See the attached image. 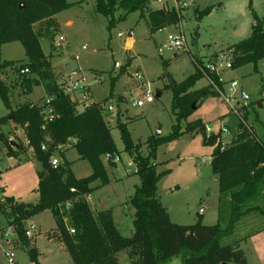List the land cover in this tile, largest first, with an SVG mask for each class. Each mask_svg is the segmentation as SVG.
Segmentation results:
<instances>
[{
	"label": "rangeland",
	"instance_id": "1",
	"mask_svg": "<svg viewBox=\"0 0 264 264\" xmlns=\"http://www.w3.org/2000/svg\"><path fill=\"white\" fill-rule=\"evenodd\" d=\"M77 1L68 0L69 3ZM174 7L183 16L180 26L152 34L148 27V13ZM209 7L212 8L210 14L199 19V12ZM95 8V1H88L56 15L57 29L50 31V35L44 31L45 25L37 29L44 31L40 42L44 53L52 56V70L58 85L69 76H75L90 87V102L103 101L112 96L107 103L115 108L116 114L113 118L106 116V121L111 127L119 161L110 164L104 160L111 185L103 188L99 180L94 182L92 186L96 190L87 200L96 213L110 208L121 235L131 238L134 234L135 210L130 201L140 180L136 175V166L128 165L132 158L124 150L118 120L127 124L134 143H143L141 152L147 156L149 149L146 141L150 137L170 135L177 124L172 107L173 92L166 89L170 78L164 76L165 71L171 79L180 83L195 72L194 61L201 60L205 65L208 61L216 62L222 54H229L230 47L251 35L254 14L264 23V0H151L147 10L143 8V17L141 11L130 13L111 30L108 29L110 18L97 13ZM124 14L125 10L119 4L115 18L119 19ZM181 34L187 38L191 53L165 48L168 36L180 37ZM60 36L65 38V42L62 47L56 48L53 43ZM128 38L133 40L130 48L126 47ZM2 61L26 62L22 44L13 42L4 45ZM128 62L131 63L129 66ZM164 62H168L167 68ZM123 66H127V71L120 74ZM257 67L255 71L253 64H247L221 73L220 78L222 76L224 83L219 89L202 77L193 91L209 88L214 95L203 99L191 115L181 121L182 136L157 148L152 161L157 164L158 173L166 172L160 176L157 194L168 209L172 222L193 225L198 222L200 213L205 214V223L214 225L218 222L220 193L217 177L211 167L213 147L204 144L202 132L185 131L188 126L197 123L213 129L215 134L225 128L228 133L222 134V140L229 146L237 139L240 122L231 107L239 108L247 101L249 106L245 110V122L252 126L255 135L263 138L264 103L261 108L254 104L264 98V60ZM138 74L143 76V82L150 84L149 89L155 97L154 103L142 108L133 105L143 97V89L136 80ZM2 76L9 87V82L16 81L14 73H3ZM232 82L237 83L233 92L230 91ZM160 92L161 97L158 96ZM10 96L14 107L20 103H37L41 99L44 101L45 89L43 85L34 86L31 92L24 94L22 87L15 86ZM224 96L232 98L230 106L225 103ZM72 98L81 102V94L72 95ZM7 114L8 110L0 97V117ZM0 132L9 138L12 127H2ZM14 139L16 143H26L24 132ZM63 150V154L56 153L54 157L60 164L67 161L76 178H88L93 174L90 163L81 160L75 148L66 146ZM5 151V146L0 142V202L6 197H13L24 204H37L41 163L27 147L19 158L8 157ZM30 225L37 228L30 245L37 249L40 264H72L65 246L55 238H49V234L56 231V221L51 211H44L25 222L26 227ZM11 228L7 217L0 211V264H33L16 233L5 236V231ZM222 244L238 245L249 264H264V217L257 213L246 216L237 223L233 235L222 240ZM7 254H13V257ZM131 259L130 252L123 251L117 255V264H133L134 260ZM169 264L181 262L174 259Z\"/></svg>",
	"mask_w": 264,
	"mask_h": 264
},
{
	"label": "trees",
	"instance_id": "2",
	"mask_svg": "<svg viewBox=\"0 0 264 264\" xmlns=\"http://www.w3.org/2000/svg\"><path fill=\"white\" fill-rule=\"evenodd\" d=\"M88 1H95V11L110 18L108 29L111 30L130 13L141 11L143 17L151 0H79L75 3L68 0H0V97L9 111L5 117H0V130L9 125L13 134L19 127L24 128L27 144L11 142L3 132H0V142L5 146L8 157L18 158L27 147L42 165V170L38 172L39 202L24 204L13 197H6L0 202L1 213L7 217L33 264H40L39 253L25 236V222L48 210L56 221V231L49 234V238H55L65 246L72 264H117V255L123 251L130 252L133 264H169L174 259H179L181 264H246L238 245H223L222 240L232 236L237 223L246 216L257 213L264 217V137L255 135L254 129L252 132L247 130L240 121L237 139L229 146H223L221 133L208 135L202 123L188 126L185 131L202 132L204 144L213 147L211 167L220 193L216 224H203L201 216L193 225L172 222L157 194L160 176L166 173H158L157 164L152 161L157 148L182 136L181 121L196 109L193 106L198 107L203 99L214 95L209 88L193 91L203 77L196 67L195 72L180 83H176L165 71L164 76L170 78L166 89L173 92L172 107L177 124L170 135L150 137L146 141L149 149L147 156L141 152L143 143H134L127 124L118 120L124 150L131 156L140 180L130 201L135 210L133 236L127 238L121 235L112 210L93 211L87 200L96 190L91 185L98 180L101 187L109 184L103 157L118 153L102 109L112 96L78 111V104L57 84L52 70V56L44 53L40 42L44 31L49 35L50 31H56V15ZM119 4L125 14L116 19ZM211 11V7L200 11L199 19ZM182 17L175 7L150 11L148 27L155 34L178 25ZM254 20L251 35L228 49L234 58L235 68L253 64L257 71L258 63L264 60V23L256 14ZM43 25V32L37 29ZM13 42L22 44L26 62L2 61V47ZM130 64L128 62L127 66ZM164 65L167 68L168 62ZM127 66L120 69V74L127 71ZM26 69L29 73L21 74ZM8 72L16 74V81L9 82L10 87L2 76ZM212 78L221 88L217 77ZM114 82L115 79L112 86ZM41 85L46 98H53L49 106L53 108L54 120L45 124L43 109L37 106L43 99L14 107L10 96L15 86L22 87L25 94L31 92L34 86ZM263 103L264 98L254 105L261 108ZM67 145L76 149L81 160L90 163L93 170L90 177L77 179L67 161L58 166L52 165L54 154H63V147ZM43 146L45 150H42ZM68 203L70 208H67Z\"/></svg>",
	"mask_w": 264,
	"mask_h": 264
},
{
	"label": "built area",
	"instance_id": "3",
	"mask_svg": "<svg viewBox=\"0 0 264 264\" xmlns=\"http://www.w3.org/2000/svg\"><path fill=\"white\" fill-rule=\"evenodd\" d=\"M157 1L161 2L162 0H157ZM180 6H182V5L180 4ZM181 22H182V20H181ZM180 23L176 26H180ZM64 42H65V38L63 36H60L53 43V46L56 48L62 47ZM165 48L169 51L191 53L187 38L183 34H181L180 37L168 36ZM194 64H195L196 69L200 72V74L211 85H213L214 87L219 89V86L216 84V82L213 80L212 77L216 76L217 80H218V84H223L224 81H223L222 76L220 78V74L225 72V71L232 70L234 62H233L232 56L229 53V54H222L219 57V60H217L216 62H209L208 61L207 64L204 65L201 60H197V61H194ZM116 67L120 68L121 66L116 65ZM27 73H29L28 69L21 71V74H27ZM136 80L139 83V87L141 89H143V97L140 101L133 102V105L138 107V108H142L146 104L154 103L155 97L153 95V92L149 89L150 84L143 82V76L140 74H138L136 76ZM236 87H237V83L232 82L230 91L233 92V89H235ZM60 88L64 94L68 95L71 98V100L73 102L80 104V107H81L80 111H84V110L90 108L95 103V102H90V100H91V98H90V87L88 85H86V83L83 79L81 80V79L75 78V76H69L63 83L60 84ZM75 94H81V102L72 98V95H75ZM52 101H53V98L48 97L44 101H42L41 103H37V106L39 108L43 109L42 115H43L44 124L49 123L52 120H54L53 108L51 106H49L52 103ZM224 101L226 104H228L230 106L232 103V98L224 96ZM237 103L239 104V102H237ZM248 106L249 105H248L247 101H245L241 107L236 108L234 106V107H231V109L233 110V112H235L239 116L240 121H242L244 123L246 129L250 130L252 132V129H253L252 126H248L247 123L245 122V118H244L245 117V110ZM102 109H103V114L105 117L108 115L116 114L115 108L112 105H109L108 103H106L102 107ZM43 128H45V125L43 126ZM206 132L208 135H212V134L214 135L215 134V132L211 128H206ZM219 133H221V136H222L223 133H228V131H227V129L223 128L220 130ZM10 141L14 142L15 139L10 138ZM222 144H223V146H225L224 143H222ZM45 149H46V147L43 146L42 150H45ZM103 158L106 162H108L110 164H112V163L115 164L116 162L119 161V156H117L116 154H107ZM52 165L53 166L60 165V161L57 158H55L54 156L52 159ZM72 192H74V189H72ZM70 207L71 206L68 203L67 208H70ZM36 233H37V228L34 225H30L29 227H26V229H25V236L30 240L33 239V237H35ZM72 233H74V231H72ZM13 234H14V231L12 228L5 231L6 237L9 235H13ZM7 256L13 257V254H7Z\"/></svg>",
	"mask_w": 264,
	"mask_h": 264
},
{
	"label": "crops",
	"instance_id": "4",
	"mask_svg": "<svg viewBox=\"0 0 264 264\" xmlns=\"http://www.w3.org/2000/svg\"><path fill=\"white\" fill-rule=\"evenodd\" d=\"M68 24H71V23H68ZM132 34L130 33V36H131ZM132 44H133V40L131 39V38H128L127 40H126V47L129 45V48L132 46ZM128 48V47H127ZM194 89V88H193ZM160 94H162L161 92L160 93H158V96L160 95ZM43 98H45L46 99V94H45V96L43 97ZM38 102V101H37ZM35 103V102H34ZM8 113H9V111H8ZM109 116H111L112 118L114 117L113 115H109ZM6 127H12V126H9V125H7ZM22 132H24L25 133V129L24 128H21V127H19L16 131H15V133H13V134H11L10 136H9V138H15V137H19L20 136V134L22 133ZM25 135H26V133H25ZM221 141H222V143H224L223 142V140H222V137H221ZM24 143V142H23ZM71 143H73V142H71ZM17 144H19V143H17ZM25 145L27 144V138H26V143H24ZM225 144V143H224ZM227 144H225V146H226ZM67 146H70V145H67ZM66 147V146H65ZM65 147H63V148H65ZM32 154V153H31ZM33 155V154H32ZM19 158V157H18ZM80 158V157H79ZM103 160H104V158H103ZM134 163L130 160L129 161V163H128V165L129 166H132ZM42 166V165H41ZM76 177V176H75ZM77 179H81V178H77ZM39 182V181H38ZM109 185H111V183L110 184H108L107 186H109ZM92 186V185H91ZM137 185H135V187H136ZM93 187V186H92ZM100 187V186H99ZM106 186H104L103 188H105ZM98 188V187H97ZM135 189V188H134ZM218 192H219V189H218ZM89 197L90 196H88L87 197V199H89ZM218 198H219V196H218ZM2 202V201H1ZM163 204V203H162ZM90 206L92 207V205L90 204ZM165 207V206H164ZM166 208V207H165ZM92 209H93V211L95 212V210H94V207H92ZM107 210H111L110 208H108ZM166 210H167V212L169 213V211H168V209L166 208ZM203 212H204V210H203ZM96 213V212H95ZM112 213H113V217H114V212L112 211ZM198 215H200L202 218H203V223L205 224V225H211V224H208V223H205L204 222V220H205V214H203V213H200V214H198ZM169 216H170V214H169ZM170 218H171V216H170ZM114 219H115V217H114ZM174 223H176L177 224V222H175L174 221ZM213 225V224H212ZM57 241H59V240H57ZM60 242V241H59ZM239 247V246H238ZM246 258V257H245ZM246 264H249V261L247 260V258H246Z\"/></svg>",
	"mask_w": 264,
	"mask_h": 264
},
{
	"label": "water",
	"instance_id": "5",
	"mask_svg": "<svg viewBox=\"0 0 264 264\" xmlns=\"http://www.w3.org/2000/svg\"><path fill=\"white\" fill-rule=\"evenodd\" d=\"M127 47H129V45H128ZM193 108L195 109V106H193ZM224 264H225V263H224Z\"/></svg>",
	"mask_w": 264,
	"mask_h": 264
}]
</instances>
